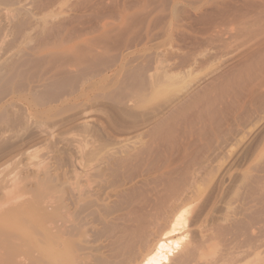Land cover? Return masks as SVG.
<instances>
[{
	"label": "bare ground",
	"instance_id": "obj_1",
	"mask_svg": "<svg viewBox=\"0 0 264 264\" xmlns=\"http://www.w3.org/2000/svg\"><path fill=\"white\" fill-rule=\"evenodd\" d=\"M34 1L43 11L53 0ZM24 8L0 0V264H264V136L230 192L243 151L220 172L212 189L219 194L204 198L215 171L205 164L231 113L215 79L166 108L157 100L187 89L190 75L131 58L150 41L152 12L102 45L43 23L38 43L23 49L18 43L33 29L26 17H34ZM103 102L120 113L129 106L122 113L135 110L140 124L118 129L86 116ZM131 132L148 140L136 147ZM177 132L199 144L200 157L157 158ZM41 143L50 154L33 161ZM68 143L75 155L72 145L64 151Z\"/></svg>",
	"mask_w": 264,
	"mask_h": 264
},
{
	"label": "rangeland",
	"instance_id": "obj_2",
	"mask_svg": "<svg viewBox=\"0 0 264 264\" xmlns=\"http://www.w3.org/2000/svg\"><path fill=\"white\" fill-rule=\"evenodd\" d=\"M22 1L23 6H26V8H24L25 11H28L29 14L31 12L34 17H36L38 13L37 19H34V17L31 18V15L26 17L30 18L28 20V23L30 24V27H33V29H29L27 31V38L22 39L18 43V46H23V49H30L38 43L39 37L37 34H40L41 31H44V29L42 30V28L44 27L43 23L45 24L46 28H49L51 25H57V22L58 25H60V23H63L66 28L67 26L68 28L70 26L71 29L69 28V31H71L72 28L76 31L74 32L72 30V34H74L72 36L76 37L77 35V39L79 36L80 39L85 38V40H91L92 42L97 41L102 45L106 40V42H108L110 38H115L116 36H118L117 34L122 33L125 28L127 29L131 25L134 26L135 24H140L141 22H143L141 21L142 18H146L147 13L152 12V14L148 13L152 18V20H150L149 18V20L151 21L150 41H148V43L145 42V44L135 48V54H133L131 58H134L136 56L140 57L141 55V59L143 57V59L145 60H150V62L155 63L156 65L155 66L153 64L152 66L161 67V71L162 68H167L168 74L173 75L174 73H176L174 74L176 76L179 74L177 76L179 79L185 77L186 74L190 75L186 79V81L188 80V82L190 83L187 89L180 91L178 94L177 91H173L171 93L169 92L168 94L163 95L160 100H157L159 102H166V108L173 107L174 103H177V101L180 99L179 96L186 95L188 90L191 91L192 89H195L197 87L204 86L205 84L210 83L215 79L214 82L220 91V95L225 99L226 103L230 102L229 105L231 106V113L228 116L229 120L228 118V121L226 120L228 124H225V126L222 127V130L224 131H221V137H219L216 141L213 147L214 149L212 148L213 150L211 149V151L209 152V162L211 161V163L207 162L209 164H205L210 168L215 167V171H212L213 173L211 172L213 174L211 176V182L209 183V186L211 185V188H208L206 194L204 195V198L207 196V194L209 195V192L212 195L219 194V191L217 193V190H219L217 189V181L219 179L218 177L222 173L223 169H226L228 165H230L229 163H232L231 160H233V158L235 159L238 154H242L244 152L246 154H243V159H241L242 161L240 162L239 160V162L236 163L237 165L235 164L236 168L234 169H236V171L237 169L239 170L238 172H235V170L233 171L234 177L231 183L229 185L227 184L228 188L226 186V191L224 192H227L228 190H231L233 188L232 186L237 181L239 173H242L244 170H246L245 168L248 167L250 154L255 147V144H257L259 140H261L262 136H264V0H178L175 6L170 4L169 0H143L144 2L142 0H121L122 2L120 0H115V2L114 0H51L52 7L49 6L45 10L43 9V11L42 8L33 5L32 2L34 0ZM36 1L37 0H35L34 2ZM61 1L62 3H64L62 4ZM99 1L100 3H104L99 4ZM116 1L117 3L120 2L119 5L116 3ZM53 3H55V5ZM93 3H97L98 5L95 4L96 6L94 5V7H92ZM32 5L33 8H31ZM148 8L149 10H147ZM33 10L35 11L33 12ZM81 10H83V12ZM124 10H126L127 13L124 12ZM49 11H51L52 14ZM78 11H80L79 14ZM91 12L93 14H91ZM113 16H115V18ZM43 17L45 18V20ZM1 19L2 17H0V20ZM47 19L49 22L47 21ZM37 20L38 29L35 25L37 23ZM39 20L41 23L39 22ZM53 20H55V22ZM32 21H34V25H32ZM4 22L5 21L2 22V25ZM41 24L42 26H40ZM81 32L86 35L82 34ZM40 35H42V33ZM7 42H9L7 39L5 42H3V48L5 47L4 45H6ZM14 50L16 49H13L12 51ZM150 57L152 59H150ZM157 57H159L158 64L156 63ZM159 59L160 61H162V63L159 62ZM165 65L166 67H164ZM154 72L156 71H153V73ZM174 88L171 89L173 90ZM178 88L180 87L178 86ZM157 101L156 103H158ZM103 103L98 105V111L101 110L100 112L96 111L97 113L93 112L92 114H86V116L89 115V117L91 116L104 124L108 123L107 125L118 129H121L122 126L131 127L136 124H140V118H137L135 121V118L133 116L134 113L132 112H135V110H130L131 112L129 111L130 113L128 114L127 111L125 117V111L127 109H130L128 105V108L124 107V109L126 108L125 111H123L124 109L122 110V112L124 113H120V111H118V113L116 112L117 110H112L113 108H111L108 103ZM228 103L226 104V107L229 106ZM156 105L157 104H155L154 106ZM106 107L108 110L106 109ZM63 115H61L60 118L70 117L72 113L70 115L69 113H66V116ZM84 116L82 117L84 118ZM108 117L110 118L108 119ZM145 118H148V115H146ZM110 122L112 124H109ZM33 130L35 131H32V135L34 136V134H36L37 132L36 129ZM177 133L172 141H170V144L169 142L165 144L161 143L160 149L156 151H159L156 154L157 158H159V160L161 161L164 158L169 157L170 160L179 161L178 163H180L189 155L188 152L190 151V153L195 151V156L200 157L201 149L198 147L199 144L196 145L197 143L190 142L191 137L188 134H184V132H179L178 134ZM22 134L23 133H21L20 136H22ZM30 134L31 133H28V136ZM26 135L24 136L26 137ZM129 136L126 137L127 139H129L127 140L128 143L131 142L132 145H134L135 143L137 144L134 145L136 147H138V145H140L142 141L148 140V138L138 137V133L135 132H131ZM69 138H71V136ZM17 140L19 139H15V142ZM41 144H38L36 146L37 149H33L34 151L35 149L37 150L33 152L37 153V156L34 154L36 157L34 156L33 161L39 160V158L37 157L42 156L43 153L44 155L42 157L46 156V154H50L47 153L48 151H50L49 145L46 146L47 143H43L45 145ZM69 144L70 143H68L67 146L66 144L65 146H63L65 149L64 151L69 150L73 142L72 144ZM131 144L128 145L132 147ZM73 145L70 148L71 150H69L70 154L76 153V149L75 147H73ZM112 148L113 146L109 149ZM2 149L5 150V147H1L0 154L3 152ZM47 149L48 151H46ZM115 149L116 146H114V150ZM66 153L68 152L66 151ZM160 155L161 157H159ZM212 189L217 190H215V192ZM229 192L230 191H228V193Z\"/></svg>",
	"mask_w": 264,
	"mask_h": 264
}]
</instances>
